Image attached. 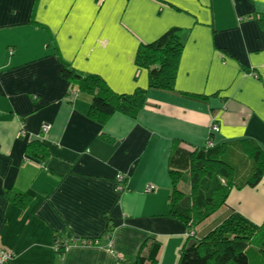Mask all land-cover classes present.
<instances>
[{
	"label": "crops",
	"instance_id": "1",
	"mask_svg": "<svg viewBox=\"0 0 264 264\" xmlns=\"http://www.w3.org/2000/svg\"><path fill=\"white\" fill-rule=\"evenodd\" d=\"M172 28L184 45L175 91L150 89L137 52ZM64 66L116 94L147 90L145 108L98 124ZM211 135L264 150V0H0V248L16 253L10 264H136L147 240L161 243L157 264H178L188 236L169 217L171 147L192 151ZM35 141L45 158L29 152ZM263 185L231 192L209 225L235 211L264 222ZM19 193L31 195L25 207Z\"/></svg>",
	"mask_w": 264,
	"mask_h": 264
},
{
	"label": "trees",
	"instance_id": "2",
	"mask_svg": "<svg viewBox=\"0 0 264 264\" xmlns=\"http://www.w3.org/2000/svg\"><path fill=\"white\" fill-rule=\"evenodd\" d=\"M178 34L179 30L172 28L155 42L139 48L136 64L148 70L150 89L175 91L173 84L184 47ZM61 76L78 92L92 96L89 117L100 125L115 114L135 119L146 106L147 90L116 94L100 76L84 75L70 66L61 69ZM28 150L45 158L40 141L30 143ZM168 168L172 180L169 217L181 223L188 236L178 264H264V222L254 223L235 211L218 224L209 225V219L226 204L231 192L255 189L261 184L262 147L250 138L192 151L174 142ZM13 199L25 207L31 195L19 193ZM160 250V242L147 240L136 264H157Z\"/></svg>",
	"mask_w": 264,
	"mask_h": 264
},
{
	"label": "built area",
	"instance_id": "3",
	"mask_svg": "<svg viewBox=\"0 0 264 264\" xmlns=\"http://www.w3.org/2000/svg\"><path fill=\"white\" fill-rule=\"evenodd\" d=\"M50 130V126L49 125H44L42 128V132L43 133H47ZM219 126L214 124L211 126V134H215L219 132ZM210 136V138H208V141L206 143V146L209 148H212L214 146V139L213 136ZM123 178L121 177L118 186H117V190L119 192H123L125 190V186H124V182H123ZM156 190V186L154 185H147L145 191L147 193H152L153 191ZM68 244L65 245V248H67ZM58 250V249H57ZM16 258V253L14 251L11 250H4L2 248H0V264H10L14 259ZM122 258V257H121Z\"/></svg>",
	"mask_w": 264,
	"mask_h": 264
},
{
	"label": "rangeland",
	"instance_id": "4",
	"mask_svg": "<svg viewBox=\"0 0 264 264\" xmlns=\"http://www.w3.org/2000/svg\"><path fill=\"white\" fill-rule=\"evenodd\" d=\"M264 186V185H263ZM207 224V223H206ZM206 224H204V225H206ZM204 225H202V226H204ZM200 229H201V227H200ZM198 231H201V230H198ZM255 244V243H254Z\"/></svg>",
	"mask_w": 264,
	"mask_h": 264
}]
</instances>
